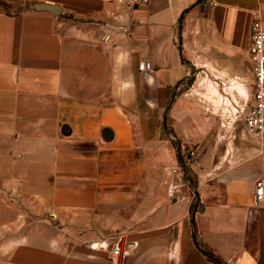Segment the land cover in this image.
Listing matches in <instances>:
<instances>
[{"label":"crops","instance_id":"obj_1","mask_svg":"<svg viewBox=\"0 0 264 264\" xmlns=\"http://www.w3.org/2000/svg\"><path fill=\"white\" fill-rule=\"evenodd\" d=\"M255 10L264 27V0H0V264H110L89 245L114 232L123 264H264V149L182 122L189 63L247 55Z\"/></svg>","mask_w":264,"mask_h":264},{"label":"rangeland","instance_id":"obj_2","mask_svg":"<svg viewBox=\"0 0 264 264\" xmlns=\"http://www.w3.org/2000/svg\"><path fill=\"white\" fill-rule=\"evenodd\" d=\"M205 49V48H204ZM214 55L194 57L189 77L183 85L191 121L183 118V128L198 123L204 128H246L244 116L251 101L252 76L245 51L239 56L215 43Z\"/></svg>","mask_w":264,"mask_h":264},{"label":"built area","instance_id":"obj_3","mask_svg":"<svg viewBox=\"0 0 264 264\" xmlns=\"http://www.w3.org/2000/svg\"><path fill=\"white\" fill-rule=\"evenodd\" d=\"M126 8L142 7L148 0H115ZM248 62L252 76L251 101L244 116V124L249 134L253 136L264 149V27L258 11L251 12V25L247 47ZM149 69V65L144 66ZM173 172H176L173 170ZM172 186L168 187V194L173 197ZM264 197V180L255 187L253 207H259ZM92 251L107 253L110 264H123L131 253L130 243L120 232H114L107 237L90 243Z\"/></svg>","mask_w":264,"mask_h":264},{"label":"water","instance_id":"obj_4","mask_svg":"<svg viewBox=\"0 0 264 264\" xmlns=\"http://www.w3.org/2000/svg\"><path fill=\"white\" fill-rule=\"evenodd\" d=\"M33 8H34L35 10H47V11L52 12V13L55 14V15H58V14H59V9H58L57 7H54V6L35 4V5L33 6Z\"/></svg>","mask_w":264,"mask_h":264}]
</instances>
